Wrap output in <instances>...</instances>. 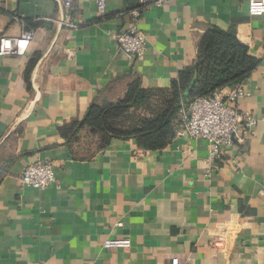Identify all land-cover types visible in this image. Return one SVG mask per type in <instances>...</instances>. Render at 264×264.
<instances>
[{
	"label": "crops",
	"instance_id": "1",
	"mask_svg": "<svg viewBox=\"0 0 264 264\" xmlns=\"http://www.w3.org/2000/svg\"><path fill=\"white\" fill-rule=\"evenodd\" d=\"M157 1L106 0L102 14L96 0H0V35L32 33L24 54L0 55V264H264V122L211 177L207 140L176 136L150 151L133 138L100 148L88 128L74 144L61 134L135 80L170 87L213 27L234 28L262 57L240 102L264 116V15L250 0ZM133 25L148 49L130 58L115 34ZM38 161L53 163L55 184L22 182ZM220 232L224 251L210 243ZM125 238L129 247L104 244Z\"/></svg>",
	"mask_w": 264,
	"mask_h": 264
},
{
	"label": "trees",
	"instance_id": "2",
	"mask_svg": "<svg viewBox=\"0 0 264 264\" xmlns=\"http://www.w3.org/2000/svg\"><path fill=\"white\" fill-rule=\"evenodd\" d=\"M261 63L262 57L251 53L234 28H210L201 38L196 60L179 71L170 87L146 88L135 80L121 99L93 102L84 118L61 127V134L74 144L80 139L79 132L88 128L98 137L100 148L113 138H133L145 150L163 149L176 137L184 105L241 85ZM31 67L32 62L28 73Z\"/></svg>",
	"mask_w": 264,
	"mask_h": 264
},
{
	"label": "built area",
	"instance_id": "3",
	"mask_svg": "<svg viewBox=\"0 0 264 264\" xmlns=\"http://www.w3.org/2000/svg\"><path fill=\"white\" fill-rule=\"evenodd\" d=\"M77 0H64L65 8L69 9ZM99 11L104 14L106 0H96ZM164 0H158L160 5ZM249 12L253 16L264 15V0H250ZM133 19L140 16V11H131ZM15 19L18 17L15 15ZM70 26H76L69 23ZM32 38V33L22 37L0 35V55L24 54ZM122 52L130 58L143 56L148 49L146 34L136 25L115 34ZM248 95L242 85L234 88L216 91L207 97H198L189 105H184L183 117L176 136H189L194 139L207 140L210 144L206 159L205 175L211 177L220 168L225 154L232 148H242L256 135L257 126L264 122V116H258L251 109L241 105V99ZM21 180L25 185L43 189L57 182V175L52 162L38 161L28 165L22 173ZM229 237L224 232L214 234L210 240L211 246L218 251L227 249ZM107 247H129L131 241L111 239L105 241ZM172 264H182L178 258L172 259Z\"/></svg>",
	"mask_w": 264,
	"mask_h": 264
}]
</instances>
